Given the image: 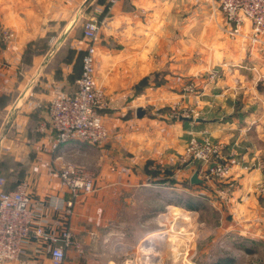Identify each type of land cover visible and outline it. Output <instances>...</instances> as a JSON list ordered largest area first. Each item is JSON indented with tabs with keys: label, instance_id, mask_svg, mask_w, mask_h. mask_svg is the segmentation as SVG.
Segmentation results:
<instances>
[{
	"label": "crops",
	"instance_id": "1",
	"mask_svg": "<svg viewBox=\"0 0 264 264\" xmlns=\"http://www.w3.org/2000/svg\"><path fill=\"white\" fill-rule=\"evenodd\" d=\"M163 4V0H123L109 7L108 0H0L4 189L19 183L27 186L36 211L34 223L41 224L46 234L71 230L75 244L66 250L64 264H145L138 247L151 232L138 217L134 222L141 227L132 236L122 208L141 202L133 197L144 188L155 184L173 188L176 175L190 180L194 171H178V159L193 135L209 136L220 145L221 155L233 153L239 162L223 184L210 186V192L222 199L208 203L224 211L220 235L212 239L217 241L218 261L264 264V203L255 196L262 175L252 169L254 161L264 156V38L261 44L251 42L249 22L241 29L229 27L228 31L238 33L241 53L237 67L223 68L220 82L206 93L205 117L167 121L155 113L167 88L149 82L167 80L170 74L160 69L163 59L154 58L160 53L151 54V49L163 46L159 20ZM90 19L100 24L95 81L108 104L103 120L109 139L102 146L69 142L55 150L39 127L53 99L76 91L87 48L83 30ZM5 33L13 37L4 40ZM179 64L175 62L180 70ZM195 71L189 74L195 77ZM171 75L177 80L187 76L182 71ZM139 108L145 110L142 117H137ZM70 162L93 177L95 188L92 194L81 195L67 214L53 209L51 202L70 198L60 178ZM157 169L171 173L153 176ZM165 180L174 182L160 185ZM22 260L50 264L48 248L35 240Z\"/></svg>",
	"mask_w": 264,
	"mask_h": 264
},
{
	"label": "rangeland",
	"instance_id": "2",
	"mask_svg": "<svg viewBox=\"0 0 264 264\" xmlns=\"http://www.w3.org/2000/svg\"><path fill=\"white\" fill-rule=\"evenodd\" d=\"M163 3L159 19L164 28L161 34L163 46L151 49V54L155 56L160 53V57L154 58L155 60L162 58L163 64L159 65L160 69L170 74L167 80L160 78L149 81L155 85L164 84L167 88L165 95L162 94L164 101L158 105V111L155 113L166 116L167 121H176L180 116L193 120L205 117L203 111L206 93H209L213 85L220 82L223 68L237 67L236 63L241 53L238 50V33L228 31V28L241 29L244 24L236 26L229 23L214 0H163ZM245 54L250 55L248 51ZM175 62L181 63L179 64L180 70L179 66H175ZM195 68L194 77L189 73ZM175 71L186 73V78L173 79L171 72ZM212 74L216 75L213 79H211ZM234 99L237 100V98ZM190 100H192L191 104ZM194 136L202 137L199 134ZM221 156L226 160L236 158L233 153L226 158ZM69 164L76 166V162ZM238 165L239 163L235 167ZM262 166H264V156L256 159L252 165V169L258 170L262 175L255 196L257 200L264 203V169L261 168ZM179 167L178 159V171ZM189 173L191 171L187 172ZM199 178L203 180L202 184L192 185L189 176L176 175L177 186L164 189L163 186L155 184V186L144 188L143 191L134 193L133 197L141 202L132 207L122 208L132 236H136L141 227L134 222L138 217L144 219V229H149L151 233L166 232L165 241L144 242L146 243L143 245L146 248L144 250H142V244L138 247L139 255L145 254V264H212L221 257L217 241L213 243L212 239L220 235V219L224 218V211L223 209L216 210L208 202L222 199L216 193L210 192V186L221 185L227 179L208 181L200 176ZM172 182L174 181L165 180L160 185L168 186ZM223 194L227 199L230 191L223 192ZM190 197L204 204L200 210H187L181 207L184 211H177L167 207L171 202L179 200L184 202Z\"/></svg>",
	"mask_w": 264,
	"mask_h": 264
},
{
	"label": "built area",
	"instance_id": "3",
	"mask_svg": "<svg viewBox=\"0 0 264 264\" xmlns=\"http://www.w3.org/2000/svg\"><path fill=\"white\" fill-rule=\"evenodd\" d=\"M120 1L123 0H108V5L113 7ZM214 1L218 3L229 23L241 26L249 22L252 27L251 42L261 43L264 36V0ZM99 31L100 24L97 20L90 19L85 23L83 36L87 48L82 59V72L76 81V91L71 96L53 99L48 116L39 127V131L52 139V148L55 150L69 142L102 146L109 139V130L103 120L108 104L103 89L98 87L95 81V42ZM12 37L11 33H5L3 39ZM215 76L212 74L211 79ZM221 152L220 145L215 144L209 136L199 138L193 135L179 158V170H198L199 176L208 181L226 180L239 162L235 157L224 159ZM261 168L264 169V166ZM60 178L67 187L70 198L53 201L51 206L71 214L76 200L81 195L93 193L94 179L84 169L70 164L61 170ZM4 185L5 180L0 178V264H28L22 260V256L35 240L48 248L50 264H64L66 250L75 244L71 230L46 234L41 224L34 223L36 211L28 195L27 186L19 183L14 189L5 190ZM141 244L144 250L143 245L146 243Z\"/></svg>",
	"mask_w": 264,
	"mask_h": 264
},
{
	"label": "trees",
	"instance_id": "4",
	"mask_svg": "<svg viewBox=\"0 0 264 264\" xmlns=\"http://www.w3.org/2000/svg\"><path fill=\"white\" fill-rule=\"evenodd\" d=\"M171 173V170H168V169H162L161 170H158V171H155L153 172V176L155 175H162V176H169V174ZM6 190V189H5ZM176 204L179 206V207H182V208H185L187 210H195V211H198L201 209V206L204 205L201 201H199L198 199H194V198H189L187 201H177ZM175 204V205H176ZM181 205V206H180ZM218 263L220 264V261H218Z\"/></svg>",
	"mask_w": 264,
	"mask_h": 264
},
{
	"label": "bare ground",
	"instance_id": "5",
	"mask_svg": "<svg viewBox=\"0 0 264 264\" xmlns=\"http://www.w3.org/2000/svg\"><path fill=\"white\" fill-rule=\"evenodd\" d=\"M169 208L175 209L177 211H184L181 207L171 205ZM193 214V213H192ZM158 231V230H157ZM167 238L166 232L165 231H158V232H153L149 233V235L144 239V242H163Z\"/></svg>",
	"mask_w": 264,
	"mask_h": 264
},
{
	"label": "water",
	"instance_id": "6",
	"mask_svg": "<svg viewBox=\"0 0 264 264\" xmlns=\"http://www.w3.org/2000/svg\"><path fill=\"white\" fill-rule=\"evenodd\" d=\"M144 112H145V110H144L143 108H139V109H137V117H142V116L144 115ZM202 182H203V180H201V179L199 178L198 170H196V171L193 173V175H192V177H191V179H190V183H191L192 185H200V184H202Z\"/></svg>",
	"mask_w": 264,
	"mask_h": 264
}]
</instances>
